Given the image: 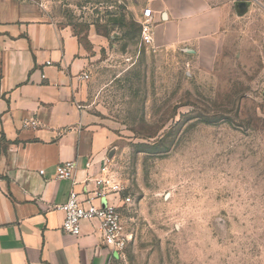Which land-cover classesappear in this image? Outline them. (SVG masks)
<instances>
[{
  "label": "rangeland",
  "instance_id": "rangeland-1",
  "mask_svg": "<svg viewBox=\"0 0 264 264\" xmlns=\"http://www.w3.org/2000/svg\"><path fill=\"white\" fill-rule=\"evenodd\" d=\"M205 1L225 13L213 67L143 45L133 0L42 11L88 60L93 194L121 216L118 264H264V0Z\"/></svg>",
  "mask_w": 264,
  "mask_h": 264
},
{
  "label": "crops",
  "instance_id": "crops-1",
  "mask_svg": "<svg viewBox=\"0 0 264 264\" xmlns=\"http://www.w3.org/2000/svg\"><path fill=\"white\" fill-rule=\"evenodd\" d=\"M133 2L141 15L153 10V50L215 65L227 43L224 7ZM42 11L33 1L0 0V264H118L97 221L83 222L79 237L61 230L65 215L56 208L72 191L94 190L102 140L84 109L89 75L80 40ZM66 162L75 166L70 180L57 176Z\"/></svg>",
  "mask_w": 264,
  "mask_h": 264
},
{
  "label": "built area",
  "instance_id": "built-area-1",
  "mask_svg": "<svg viewBox=\"0 0 264 264\" xmlns=\"http://www.w3.org/2000/svg\"><path fill=\"white\" fill-rule=\"evenodd\" d=\"M33 1L41 9L47 8L49 0ZM52 1V0H50ZM141 41L146 47H154V14L151 8H145L142 20L139 21ZM89 77L86 76V79ZM74 163L66 162L58 166L57 176L59 179L70 180L74 177ZM40 174H44L41 171ZM57 210L64 213L62 232L69 236L81 235L82 223L85 221H97L100 225L105 243L111 247L118 256L127 246V237L122 229V219L116 208L104 198L95 197L93 191L83 195L72 191L65 205L57 206Z\"/></svg>",
  "mask_w": 264,
  "mask_h": 264
},
{
  "label": "water",
  "instance_id": "water-1",
  "mask_svg": "<svg viewBox=\"0 0 264 264\" xmlns=\"http://www.w3.org/2000/svg\"><path fill=\"white\" fill-rule=\"evenodd\" d=\"M239 5H242L243 6V5H246V3H240Z\"/></svg>",
  "mask_w": 264,
  "mask_h": 264
}]
</instances>
